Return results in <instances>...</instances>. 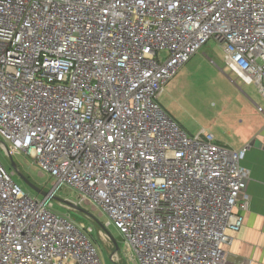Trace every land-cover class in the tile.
<instances>
[{
  "label": "built area",
  "instance_id": "built-area-1",
  "mask_svg": "<svg viewBox=\"0 0 264 264\" xmlns=\"http://www.w3.org/2000/svg\"><path fill=\"white\" fill-rule=\"evenodd\" d=\"M211 40L264 96V0H0L1 146L55 181L33 196L0 161V264H103L93 229L54 210L62 188L135 264H252L228 252L248 148L189 134L160 103Z\"/></svg>",
  "mask_w": 264,
  "mask_h": 264
},
{
  "label": "rangeland",
  "instance_id": "rangeland-1",
  "mask_svg": "<svg viewBox=\"0 0 264 264\" xmlns=\"http://www.w3.org/2000/svg\"><path fill=\"white\" fill-rule=\"evenodd\" d=\"M242 84L225 68L223 52L219 45L211 40L180 69L166 86L160 96V103L189 134L196 135L205 130L212 132L216 139L224 143L227 139H231L229 134L233 133L229 128V122L243 95L240 94L239 89L250 96L249 89ZM252 99L264 111V96L259 92ZM13 159L18 165V171L31 182L45 191L53 188L55 181L41 174V169L29 155L22 153L14 156ZM0 161L9 173L16 172L1 144ZM13 179L27 193L43 198L35 193L17 172ZM56 198L53 204L57 213L68 215L76 223L93 229L91 239L103 264H135L122 235L114 224H108L110 220L106 215L86 204H81L80 208L87 214L77 209L63 207L60 201L78 202L77 191L73 189L62 188L56 193ZM109 236L117 242L119 250H116L114 241Z\"/></svg>",
  "mask_w": 264,
  "mask_h": 264
},
{
  "label": "crops",
  "instance_id": "crops-1",
  "mask_svg": "<svg viewBox=\"0 0 264 264\" xmlns=\"http://www.w3.org/2000/svg\"><path fill=\"white\" fill-rule=\"evenodd\" d=\"M242 85L249 89L250 96L239 89L243 95L229 122V128L233 132L229 134L231 139L224 143L217 139L219 144L228 145L234 150L247 147L243 165L251 173L245 187L251 197L250 209L245 213L244 226L234 235V242L228 252L233 259L264 264V111L252 99L260 92L257 85Z\"/></svg>",
  "mask_w": 264,
  "mask_h": 264
},
{
  "label": "water",
  "instance_id": "water-1",
  "mask_svg": "<svg viewBox=\"0 0 264 264\" xmlns=\"http://www.w3.org/2000/svg\"><path fill=\"white\" fill-rule=\"evenodd\" d=\"M0 144H1V142H0ZM6 147V146H5ZM6 149H7V147H6ZM8 152V151H7ZM8 156H9V158L11 159V161H12V165H13V167H14V169H15V171L18 173V175L20 176V177H22V179L24 180V182L35 192V193H37L38 195H40V196H42V197H44V198H46V197H48V195H49V193L47 192V191H45V190H43L42 188H40V187H38L36 184H34L33 182H31L23 173H21V172H19L18 171V165L15 163V161H14V159H13V156L8 152ZM55 199H57L56 198V196L54 197V200ZM61 202V204H64V205H66V206H68V207H70V208H72V209H77L78 211H80V212H83V213H86V211H84L83 209H81L80 207H77L76 205H74V203H72V202H69V201H60ZM87 214V213H86ZM89 214V213H88ZM113 241H114V239L113 238H111ZM114 244H115V246H116V249H118L119 250V247H118V244H117V242L116 241H114Z\"/></svg>",
  "mask_w": 264,
  "mask_h": 264
}]
</instances>
